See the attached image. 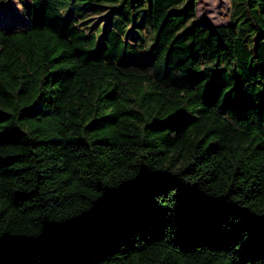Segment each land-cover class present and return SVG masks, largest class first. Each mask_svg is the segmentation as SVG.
I'll return each instance as SVG.
<instances>
[{
  "label": "trees",
  "instance_id": "trees-1",
  "mask_svg": "<svg viewBox=\"0 0 264 264\" xmlns=\"http://www.w3.org/2000/svg\"><path fill=\"white\" fill-rule=\"evenodd\" d=\"M17 1L29 26H0V264H264V0L227 25L195 21L198 0ZM70 1H149V52Z\"/></svg>",
  "mask_w": 264,
  "mask_h": 264
},
{
  "label": "rangeland",
  "instance_id": "rangeland-1",
  "mask_svg": "<svg viewBox=\"0 0 264 264\" xmlns=\"http://www.w3.org/2000/svg\"><path fill=\"white\" fill-rule=\"evenodd\" d=\"M241 2L242 0H198L194 19L204 24L227 25L233 10L236 17L240 18L242 15ZM149 7L148 1L130 12L129 8L124 9L119 4L93 5L70 1L62 6V10L66 16H77L84 26L97 27L100 36L110 26L125 38L131 39L147 54L153 37L148 21ZM0 26L5 31L29 26V19L17 0H10L6 6L0 5Z\"/></svg>",
  "mask_w": 264,
  "mask_h": 264
}]
</instances>
